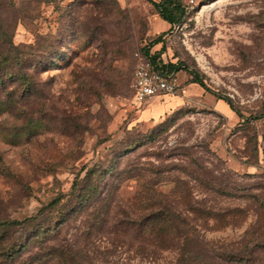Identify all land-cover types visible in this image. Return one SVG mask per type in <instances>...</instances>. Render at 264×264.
Wrapping results in <instances>:
<instances>
[{
	"label": "rangeland",
	"instance_id": "1",
	"mask_svg": "<svg viewBox=\"0 0 264 264\" xmlns=\"http://www.w3.org/2000/svg\"><path fill=\"white\" fill-rule=\"evenodd\" d=\"M183 3L164 30L148 0H0L34 80L0 84V220L45 208L0 227V264H264V0ZM161 34L183 88L139 103L135 52ZM165 203L193 227L188 257L128 224Z\"/></svg>",
	"mask_w": 264,
	"mask_h": 264
},
{
	"label": "trees",
	"instance_id": "2",
	"mask_svg": "<svg viewBox=\"0 0 264 264\" xmlns=\"http://www.w3.org/2000/svg\"><path fill=\"white\" fill-rule=\"evenodd\" d=\"M148 1L154 6L159 16L171 24V29L183 21L187 9V5L183 3V0ZM163 35L164 34H161L150 44L143 46L141 51L144 55L150 56L158 69L165 72H179L183 69L181 64L166 63L163 60V54L159 50L154 53H151L150 51L152 46L160 42ZM6 36L7 33L2 27V24H0V84H5L7 80L19 83L26 88V91L29 92L28 95H30L34 80L32 75L28 73L29 62L27 59L20 57L17 52L18 48L13 46L12 42L9 41L8 43V41L4 39ZM5 42L9 46L5 45ZM15 52H17V55H14ZM14 65L18 67L17 70H13ZM189 73L193 76L192 82L198 83L206 88L203 80L196 72L191 70ZM11 95H13V93ZM225 101L232 107V109L240 113L234 108L229 99L225 98ZM93 174V176H95L96 173L93 172ZM93 176L88 177L86 184L72 194L78 199L79 204L82 206H85L89 201L100 195V182H98V180L94 182ZM75 186H77V183L74 184V187ZM59 202L60 199L56 198L51 201L48 207H53L54 205L57 206ZM66 206L68 205H60V208H63L60 215H65L62 219H65L67 216V210L65 209L67 208ZM44 209L45 208L40 209L36 215L23 220H0V227H23L29 221L41 218ZM128 224H133L136 228L135 232L155 247L169 249L178 245L177 247L180 248L179 242L182 241L183 246H181V249L184 250V256H189L185 249L191 243V236L193 235L194 230L191 226L190 220L173 206L165 203L161 208H155V210H152L141 218L131 219Z\"/></svg>",
	"mask_w": 264,
	"mask_h": 264
},
{
	"label": "built area",
	"instance_id": "3",
	"mask_svg": "<svg viewBox=\"0 0 264 264\" xmlns=\"http://www.w3.org/2000/svg\"><path fill=\"white\" fill-rule=\"evenodd\" d=\"M135 59L131 87L137 102H148L162 95H175L182 90L178 72L158 69L150 56L144 55L142 51L135 52Z\"/></svg>",
	"mask_w": 264,
	"mask_h": 264
},
{
	"label": "crops",
	"instance_id": "4",
	"mask_svg": "<svg viewBox=\"0 0 264 264\" xmlns=\"http://www.w3.org/2000/svg\"><path fill=\"white\" fill-rule=\"evenodd\" d=\"M154 1H160V0H154ZM185 1V0H184ZM187 1V0H186ZM149 2V1H148ZM160 17V16H159ZM160 22H161V25H162V27L164 28V30H166V29H171V24L170 23H168L167 21H165V20H163L161 17H160ZM155 45L154 46H152L151 48H150V51H151V53H154L155 51H158V50H154L155 48ZM179 73V72H178Z\"/></svg>",
	"mask_w": 264,
	"mask_h": 264
}]
</instances>
